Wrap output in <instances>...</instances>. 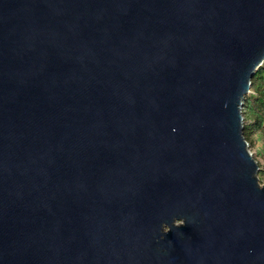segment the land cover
<instances>
[{
	"label": "water",
	"instance_id": "1",
	"mask_svg": "<svg viewBox=\"0 0 264 264\" xmlns=\"http://www.w3.org/2000/svg\"><path fill=\"white\" fill-rule=\"evenodd\" d=\"M263 63L264 0H0V264H264Z\"/></svg>",
	"mask_w": 264,
	"mask_h": 264
},
{
	"label": "trees",
	"instance_id": "2",
	"mask_svg": "<svg viewBox=\"0 0 264 264\" xmlns=\"http://www.w3.org/2000/svg\"><path fill=\"white\" fill-rule=\"evenodd\" d=\"M252 90L254 93L247 94L244 102V136L249 143H253V136L258 133L255 140L262 142L260 153L264 155V63L253 77ZM260 173L264 174L261 166Z\"/></svg>",
	"mask_w": 264,
	"mask_h": 264
},
{
	"label": "rangeland",
	"instance_id": "3",
	"mask_svg": "<svg viewBox=\"0 0 264 264\" xmlns=\"http://www.w3.org/2000/svg\"><path fill=\"white\" fill-rule=\"evenodd\" d=\"M250 94H253L254 92H253V90L252 91H250L249 92ZM248 93V94H249ZM257 134L258 133H256L254 136H253V143H249L248 142V144H249V149H250V152L254 155V157H255V159L258 161V163H259V165L262 167V170H263V168H264V155L262 154V153H260V144L262 143V142H260V141H256L255 140V138H256V136H257ZM261 174V173H260ZM259 174V177L261 176V183H263L264 184V174L262 175H260Z\"/></svg>",
	"mask_w": 264,
	"mask_h": 264
}]
</instances>
